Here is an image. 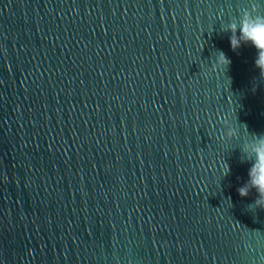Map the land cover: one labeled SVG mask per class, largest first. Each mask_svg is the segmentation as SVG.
Returning a JSON list of instances; mask_svg holds the SVG:
<instances>
[{"label":"water","instance_id":"obj_1","mask_svg":"<svg viewBox=\"0 0 264 264\" xmlns=\"http://www.w3.org/2000/svg\"><path fill=\"white\" fill-rule=\"evenodd\" d=\"M245 3L0 0V264H264L223 136L264 134L254 49L219 31Z\"/></svg>","mask_w":264,"mask_h":264},{"label":"clouds","instance_id":"obj_2","mask_svg":"<svg viewBox=\"0 0 264 264\" xmlns=\"http://www.w3.org/2000/svg\"><path fill=\"white\" fill-rule=\"evenodd\" d=\"M219 31L228 34L230 49L238 54L241 45L254 49V65L259 75L264 76V7L257 0H246L236 15L220 22ZM211 60L213 66L227 70L229 57L223 50H215ZM223 136L226 142L236 141L231 148L238 147L241 160L248 162L246 179L238 185L236 192L241 198L255 191L256 198L247 205L248 210L259 208L264 210V134L247 135L242 133L238 125L225 122ZM229 169H225L227 175Z\"/></svg>","mask_w":264,"mask_h":264},{"label":"snow or ice","instance_id":"obj_3","mask_svg":"<svg viewBox=\"0 0 264 264\" xmlns=\"http://www.w3.org/2000/svg\"><path fill=\"white\" fill-rule=\"evenodd\" d=\"M236 6V5H235Z\"/></svg>","mask_w":264,"mask_h":264}]
</instances>
